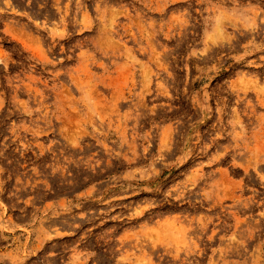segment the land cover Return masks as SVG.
<instances>
[{
  "label": "rangeland",
  "instance_id": "rangeland-1",
  "mask_svg": "<svg viewBox=\"0 0 264 264\" xmlns=\"http://www.w3.org/2000/svg\"><path fill=\"white\" fill-rule=\"evenodd\" d=\"M0 264H264V0H0Z\"/></svg>",
  "mask_w": 264,
  "mask_h": 264
}]
</instances>
